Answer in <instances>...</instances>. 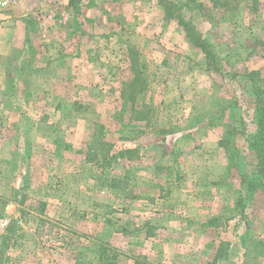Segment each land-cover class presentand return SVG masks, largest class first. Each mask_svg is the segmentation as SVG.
Masks as SVG:
<instances>
[{
	"label": "rangeland",
	"instance_id": "obj_1",
	"mask_svg": "<svg viewBox=\"0 0 264 264\" xmlns=\"http://www.w3.org/2000/svg\"><path fill=\"white\" fill-rule=\"evenodd\" d=\"M6 1L0 264H264V0Z\"/></svg>",
	"mask_w": 264,
	"mask_h": 264
},
{
	"label": "built area",
	"instance_id": "obj_2",
	"mask_svg": "<svg viewBox=\"0 0 264 264\" xmlns=\"http://www.w3.org/2000/svg\"><path fill=\"white\" fill-rule=\"evenodd\" d=\"M8 5V2L6 0H0V6L5 7Z\"/></svg>",
	"mask_w": 264,
	"mask_h": 264
},
{
	"label": "crops",
	"instance_id": "obj_3",
	"mask_svg": "<svg viewBox=\"0 0 264 264\" xmlns=\"http://www.w3.org/2000/svg\"><path fill=\"white\" fill-rule=\"evenodd\" d=\"M1 43V42H0ZM7 45V42L5 43ZM257 125V124H256ZM258 126H260V124H258Z\"/></svg>",
	"mask_w": 264,
	"mask_h": 264
},
{
	"label": "trees",
	"instance_id": "obj_4",
	"mask_svg": "<svg viewBox=\"0 0 264 264\" xmlns=\"http://www.w3.org/2000/svg\"><path fill=\"white\" fill-rule=\"evenodd\" d=\"M262 174H264V173H262Z\"/></svg>",
	"mask_w": 264,
	"mask_h": 264
}]
</instances>
